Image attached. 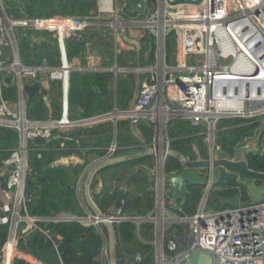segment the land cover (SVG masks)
I'll return each mask as SVG.
<instances>
[{
  "label": "built area",
  "instance_id": "2783aa9c",
  "mask_svg": "<svg viewBox=\"0 0 264 264\" xmlns=\"http://www.w3.org/2000/svg\"><path fill=\"white\" fill-rule=\"evenodd\" d=\"M96 2L98 8L92 14L32 16L23 8L25 0H0V128L17 136L16 146L3 156L0 164V183L3 184L0 187V226L8 229L0 245V264H14L19 252L29 253L25 249L36 231L42 233L56 251L58 245L48 226L56 223L93 227L102 240L98 256L101 257L100 264H106L111 256V244L114 247L116 242L114 226L126 221L134 222L137 228L140 223L149 222L154 226L152 233L155 234L158 227L161 229L157 240L149 242L155 246L152 264H188L186 255L192 251L208 253L212 264H264V198L252 204L244 188L237 183L234 185L225 179L220 183V179L214 184V171L209 167L199 172L206 175L200 204L194 214L187 216L180 214V207L167 204L171 186L166 181L168 174L179 172H168L166 167L172 158L169 151L173 150L169 130L180 119L187 120L198 131L202 130L196 135L205 134V142H208L205 157L211 159L218 122L252 117L249 123H259L254 135L263 125L258 150L252 155L264 157V0H202L198 4L176 5L168 4L166 0H154L150 4L148 0ZM115 20L120 23L115 29L121 25L140 29L138 35H128L124 28L120 34L115 30L114 40L123 36L125 41L137 45L139 41L147 42L146 65L119 66L114 62L111 66H102L101 56L91 49V45L98 28L113 27ZM43 34H50L54 39L60 54L59 64L50 65L45 59L38 65L24 64L20 54L22 38L30 35L38 37L39 41ZM84 34L90 35L91 39L86 41L85 52L81 54L83 63L71 61L64 41ZM153 41L157 48L156 45L153 47ZM4 46L9 47V55L1 53ZM151 53L153 62H149ZM74 71L113 73L115 78L121 73H136L139 78L131 106L115 107L110 112L87 118H71L65 108L57 119L29 118L23 87L39 82L37 94L49 107L53 83L67 86ZM8 85L17 90L14 103L3 97V89ZM227 102L238 103L240 107ZM123 119L129 120L133 127L148 124L153 130L151 141L120 147L114 131L104 153L89 162L77 177L75 193L81 214L62 211L51 216L36 215L30 204L32 194L28 193L32 184L39 187L33 161L43 159L42 153L53 140H61L60 150L66 149L65 142L78 144V139L61 136L59 131L104 121H111L115 127ZM132 148L151 152V156H147L150 158L147 169L152 181L135 193L140 198L150 195L153 199L152 210L146 216H129L121 206L102 210L91 198L90 191L87 194L85 191L86 173L89 175L99 166L124 157L119 156L121 151ZM33 150L37 151L34 158L30 156ZM116 182H112L115 184L109 193L115 190L126 195L136 191ZM223 190L238 193V206L221 210L208 208V195ZM244 193L247 201L242 199ZM123 202L121 199V205ZM161 222L166 225L159 226ZM177 226L184 227L186 233H174ZM109 228L113 232L112 240ZM177 236L192 241L188 243ZM181 246L182 251H178ZM147 256L146 247L136 246L128 256V263L142 264ZM109 264H117L116 258Z\"/></svg>",
  "mask_w": 264,
  "mask_h": 264
},
{
  "label": "trees",
  "instance_id": "16d2710c",
  "mask_svg": "<svg viewBox=\"0 0 264 264\" xmlns=\"http://www.w3.org/2000/svg\"><path fill=\"white\" fill-rule=\"evenodd\" d=\"M87 14V13H86ZM46 41V40H44ZM47 42V41H46ZM46 42H43L39 48H36L38 52H40L39 60L42 57L46 58V61L50 65H58L60 62L59 54L57 53L56 48H49ZM53 41H49L48 44ZM55 43V42H54ZM35 49V50H36ZM106 75L103 74H95L94 76L81 74V77H78L77 79L82 80L81 83L84 85L82 89L75 88L73 85L70 87V99L75 102H77L79 106L84 107V115H89L85 117H90L95 114H93V111L96 110L97 105L92 102V85H100L103 81V77ZM75 79V82L77 81ZM74 82V79L71 76L70 84ZM54 84V83H53ZM60 84V83H59ZM119 87H125L126 84L124 82L118 83ZM124 89V88H123ZM127 92V90L125 89ZM124 92V91H123ZM94 96V94H93ZM3 97L8 102H15L16 101V91L13 85H8L3 89ZM88 100V101H87ZM46 107L42 100L40 99V96L36 95L34 98L28 102V105L26 106V113L27 116L31 119H38L42 120L45 119ZM97 115V114H96ZM80 118V117H79ZM240 121V122H239ZM252 121V120H251ZM223 122H227L229 125H232L233 127H230L227 130H223L222 127H224ZM243 120L240 119H233V120H220L218 122V140L216 141L217 144L222 146V148L226 151H233L234 147L242 143L245 139L249 137H253L255 133V129L257 128L259 123H248L244 124ZM113 128V130H112ZM103 129V133L108 132L111 136H113V131L116 132V139L117 143L120 147L131 144L135 139L138 138V136H144L143 139L145 142H138V143H148L151 141L153 136V130L152 128L145 123H140L137 126H132L129 120L123 119L118 121L116 126L114 127L111 121H104L96 124H92L89 126H81L76 127L72 129H68L66 131H59L61 136H72L74 138H78L81 140V138H84L85 136H88V134H99L100 131ZM222 129V130H221ZM197 129L195 127H192L187 120H177L174 122V124L171 126L169 130V136H175L176 138H173L174 141H172V146L175 150L180 151L185 156H188L189 158L194 157V152L191 149V143L193 142L194 145L197 147L200 153H203L206 155V151L201 148L200 145H197L196 139L199 138V135H196ZM230 135V138L226 136L227 133ZM179 138V140H177ZM1 139V138H0ZM14 139V138H13ZM15 141V140H14ZM102 141L105 143L107 140L102 138ZM108 140L105 143V146H108L109 144ZM61 140H53L48 145L49 149L51 150L55 145L59 146V143ZM80 145H85V143L81 140ZM103 143V144H104ZM70 144L69 142H65V146ZM74 144V142L72 143ZM135 144V143H134ZM75 145V144H74ZM130 146V145H129ZM47 151V149H46ZM48 155H45V152H43V159L40 161V163L36 166V172L38 180L37 185L39 187L31 186L28 187V193L32 194L30 204L32 207L33 212L36 215H56L59 212L66 211L71 212L73 214H81L80 208L77 206V202L71 196L72 191H66L64 190V185H72L73 187V181L78 177L79 169L76 167L72 170L73 177H69L67 174V171L65 169H50L45 167V163H47V159L49 160L51 158V151H49ZM68 152V151H67ZM67 152H63L62 154H66ZM45 155V156H44ZM143 159V158H141ZM249 166L256 170H263L264 171V157H256L254 155H249L247 157ZM180 164L175 158H170V162L166 167V170L173 171V170H180ZM56 175V179H54L52 176ZM44 176V179L41 181V178ZM45 178H50V181ZM227 180V182L231 184H236L234 181V177L230 175H224L221 178V182L223 180ZM69 193V197L63 198L64 192ZM203 187L200 185H191L188 188V195L187 199L184 205L180 206L181 212L180 214L191 216L195 213L200 197L202 194ZM135 192H130L126 195H122V199L125 203V207L122 208V211L124 213L127 212L128 207L133 203L131 202V196L135 194ZM117 193V191L113 190L111 193L107 194L105 193L103 196H101V199L107 201V204H111L114 201V195ZM235 191L233 190H223V191H214L213 195L220 194L224 196H230L233 195ZM137 195V194H135ZM138 197V196H137ZM248 198V197H246ZM99 199V200H101ZM101 202V201H99ZM104 202L101 203V209L106 210V208L103 209ZM140 204V203H139ZM106 205V204H105ZM104 205V207H105ZM144 205V203H143ZM109 206V207H110ZM108 207V208H109ZM107 208V209H108ZM126 211V212H125ZM132 222H122L114 226V233L116 236V239L118 240L116 242V246L127 244L130 242L132 235ZM52 232L54 233V240L56 241L58 247L57 250L53 249L52 244L49 241H46L42 233L36 231L33 233L30 237V242L25 250H28L30 254L38 258L39 260L45 261L47 264H98V256L100 247L102 244L101 237L97 234L95 229L93 227H90L88 231H83V227L78 223H56V224H49L48 225ZM3 226H0V244L5 239V230H3ZM186 233V230L184 227L177 226L174 229V233ZM173 233V234H174ZM172 238L175 239V237L172 235ZM137 245V244H134ZM141 246V245H139ZM143 246V245H142ZM145 247V246H143ZM146 249L152 256V249L148 245H146ZM55 255V261L54 262L50 255ZM116 263L117 264H129V261H126V257L124 255H121L119 248L117 247V254L115 255ZM150 257L149 259H151ZM152 261V260H151ZM149 261V263H151ZM14 264H29L25 260L21 258L19 255L14 260ZM145 264V263H143Z\"/></svg>",
  "mask_w": 264,
  "mask_h": 264
},
{
  "label": "crops",
  "instance_id": "0c3cea01",
  "mask_svg": "<svg viewBox=\"0 0 264 264\" xmlns=\"http://www.w3.org/2000/svg\"><path fill=\"white\" fill-rule=\"evenodd\" d=\"M26 4L23 5V8H25L26 11H28L27 13H30V15L32 16H63V15H75V14H92L95 13L97 11L98 5L96 0H25ZM119 3V2H118ZM38 37L35 36H28V37H23L21 40L22 46L23 48L27 51V50H35L36 48H39V46L43 43L46 42L47 45L49 46V48H56L57 53L59 54V51L57 49L56 44L54 43V39L52 38V36L50 34H43L40 36V40L38 41L37 39ZM102 39V44L107 43L106 39L103 37ZM46 40V41H44ZM49 41H53L51 42V44L48 42ZM147 41V40H146ZM20 43V44H21ZM65 43V49H66V54L68 56V58L71 61H77L80 63H83V59L81 57V54L83 52H85L86 49V45L84 43H78L74 40L67 39L66 41H64ZM154 43V41H153ZM127 47L130 49V54L129 56H127V60L125 61L126 57H122V55H120L122 58H120V61H122L125 64H128L129 66H133V67H137L138 65L144 66L146 65L148 62V60L146 58V48L148 43L144 42L142 43V41H139L138 45L134 44V43H130L127 42ZM154 47V44H152ZM115 47V45H114ZM111 53V51H110ZM99 55V54H98ZM118 55L117 52V48L115 47V51L112 55V59H114L117 63V60H119V58L116 56ZM39 56H40V52H39ZM60 56V54H59ZM101 58L102 55H100ZM104 56H107V53L104 54ZM119 56V55H118ZM149 62H153L154 59V55L153 53H151L149 55ZM46 58L42 57L40 59L43 60ZM146 61V62H145ZM86 72H82V71H74L71 73L70 75V80H71V76L74 79V82L72 84H70V81L68 82V85L63 87L61 84L59 83H54L52 85V101H51V105L49 107H46V111H45V117H52V119H57L61 116L63 109L65 108L69 114V116L71 118H76V117H80V118H87L85 116H89V115H84V107L76 105L78 104L77 102H75V100L72 102L70 99V87L73 85L75 88L78 89H82L83 88V84L81 83L82 80L77 79L78 77H81V74H85ZM97 74V73H96ZM111 74L114 79H113V83L115 84V76L113 73H105L103 75H108ZM87 75V74H85ZM132 75V76H131ZM129 74V79L126 81H123L126 86L125 87H119V85L116 86V92L114 93V97L111 99L110 97V91L112 89V87L114 88L115 85H110L109 82L103 77V81L101 82V86L100 85H92V97L91 100L93 103H95V105H97V109L91 110L93 111V114H99V113H104V112H110L112 111L115 107L120 108V109H125L131 106L135 94H136V90H137V81L139 78V75H137L136 73L133 74ZM94 76V75H91ZM75 79H77V81L75 82ZM117 84V83H116ZM133 84V85H132ZM71 85V86H70ZM15 88V87H14ZM125 89L127 90V92L125 91ZM16 91V96H17V90L15 88ZM124 91V92H123ZM25 96L24 98H27L26 93H24ZM94 94V96H93ZM38 96H40L39 94H36ZM35 95V96H36ZM27 100V99H26ZM31 100H27L26 101V106L28 105V102ZM88 101V100H87ZM94 116V115H93ZM92 117V116H90ZM223 128V127H222ZM2 129V128H0ZM113 130V128H112ZM226 130V129H225ZM100 133L95 135V134H88V136H85L84 138H81V140L85 143V145H80L81 140L78 138V144L74 145L72 144L73 142H69L70 144H68L67 146H65V152H67L66 154L61 153L59 146L55 145L51 150L48 148L47 149V153H45V155L48 153H50L49 151H51L52 155L51 158L48 160L47 159V163H45L50 169L56 170V166L59 164H62V166H65L67 168L70 169H65L67 172H72V170L74 168H76L77 166L75 165V163L80 164L81 166L83 163V158H81V156H77L75 152L81 151L79 148H84L85 151L88 152V154L90 152H94L96 150H105V148L107 146H105V143L110 140V136L112 131L110 132V134L108 132L103 133V129L99 130ZM115 131V130H114ZM113 131V132H114ZM10 131H5L4 129L0 130V148H4L3 150L0 151V164L2 163V159L3 156H5L6 154H9L10 152H12L13 148L16 146L17 140L13 139L12 136H10L11 134L9 133ZM15 135V134H14ZM113 135V134H112ZM144 137V136H143ZM142 136H138L137 139H135L137 142H135L134 140L132 141L131 144L129 145H134L137 144L138 142H145V140L143 139ZM102 138L106 139L107 141L102 145ZM15 140V141H14ZM60 145V143H59ZM127 145V146H129ZM124 147V146H122ZM121 153H123V151H121ZM44 155V156H45ZM125 156V155H123ZM32 158H34V155H31ZM149 157H145L143 159L141 158H136L133 161H130L132 159L129 160H124V161H118L115 163H112L110 165H104L103 167H101L98 172L96 173V177L93 179L91 185H89V189L88 191H90L91 194V198L94 199L93 197H96L98 200L101 199V196H103L106 192L107 194H109L108 191H110V185L114 186L115 183L112 182H116V183H122L125 184L127 186H130L131 188H134V191H139L141 190L146 184L151 183L152 179L148 178L147 175V161L149 160ZM33 164V163H32ZM39 163L37 162V164H35L36 166ZM34 165V166H35ZM1 167V166H0ZM78 168V167H77ZM2 171V170H1ZM150 172V171H149ZM1 173V172H0ZM73 177V176H72ZM1 180V179H0ZM116 180V181H113ZM76 181L77 178L73 181V187H71L72 185H64V190L69 191L72 188L71 192V196H73V198L75 199V201L77 202V206H78V201H77V196L75 193V185H76ZM3 184L2 182L0 183V187H2ZM87 187V186H86ZM91 187V188H90ZM64 192L63 198L69 197V193ZM86 191V190H85ZM87 193V191H86ZM94 195V196H93ZM115 199L113 201V203L111 204V206L113 208H119L120 206L123 208L125 207V203L123 202V204L118 206L117 205V201L121 200L122 195L119 191H117V193H115L114 195ZM131 197V202H133L130 207H128L126 214L129 216H133V217H139V216H146L150 213V211L152 210L153 207V199L152 197H150V195H146L143 198L137 197L135 194L130 195ZM213 197V195H211ZM94 199V200H97ZM102 200V199H101ZM116 200V201H115ZM100 201V200H99ZM140 203V204H139ZM144 203V205H143ZM110 206V204L105 205L104 208H108ZM79 208V207H78ZM81 209H79L80 211ZM126 222H132V221H126ZM132 235H131V239L129 240L130 242H128L127 244H123V245H117L115 244V249L113 251L114 256L117 254V247L120 250L121 255H124V257H126V261H129V257L130 254H132L134 252V250L136 249V246L139 245H143L146 247V245H148L149 247H151L152 249V256L150 254V251L148 252V256L145 259V261L143 263L145 264H152L153 260H154V252H155V246L153 244H149V242L156 241L158 236L160 234L161 229L158 227L156 229L155 233H152V229H154V226L149 223H140L139 228H137L136 224L134 222H132ZM162 225L163 227L166 225L165 222H161L159 223V226ZM3 226V230H5V233L7 235L8 229L6 226ZM105 233L108 234V230L105 228L104 229ZM5 235V237H6ZM134 236L137 240L134 241ZM141 238V240H140ZM118 241V240H117ZM3 242V241H2ZM1 242V244H2ZM143 242H148V243H143ZM0 244V245H1ZM137 244V245H134ZM21 258L23 260H25L26 262H28L29 264H47L45 261L43 260H39L38 258H36L35 256H33L30 253L21 251L18 253ZM112 254V252H111ZM18 255V256H19ZM52 258V260L54 262L55 261V255L52 254L50 255ZM112 255L110 256V260ZM150 257H152L151 259H149ZM109 261H106V264H109ZM152 260V261H151ZM149 261H151V263H149ZM142 263V264H143ZM98 264H100V261L98 262Z\"/></svg>",
  "mask_w": 264,
  "mask_h": 264
},
{
  "label": "water",
  "instance_id": "95a60500",
  "mask_svg": "<svg viewBox=\"0 0 264 264\" xmlns=\"http://www.w3.org/2000/svg\"><path fill=\"white\" fill-rule=\"evenodd\" d=\"M154 0H148V3H152ZM170 5L176 4H198L202 0H166ZM72 40L78 43H84L91 39L90 35H74L71 37ZM3 55H9L10 49L8 46H4L1 49ZM6 82H10L9 78H5ZM40 90V83L34 82L31 85H25L23 87L24 93H26V99L32 100L34 96ZM263 125L256 132V134L243 142L240 145L234 147L232 152L226 151L219 144H215L213 147V155L211 159L203 157L194 143H191V149L194 152L193 158H187L183 153L177 150H170L169 155L175 157L180 164V170L175 174H168L166 176V181L171 186L170 197L167 204L171 207H180L185 204L188 188L191 185L204 186L206 181V175L199 173L200 171H205L207 168L212 167L214 171V184L217 183L224 175H230L234 177L235 183L240 185L246 191L249 197V202L254 204L264 198V171L256 170L249 166L247 157L257 152L259 141L262 137ZM212 148V145H211ZM151 156L150 151H143L138 154L131 156H124L119 159L110 161L104 165H110L118 161H124L129 159L143 158ZM37 164V161H33V165ZM104 165L99 166L94 169L87 180L86 191L88 193L90 181L92 176ZM150 163L147 162L146 167H149ZM148 178L151 179V174L149 170L147 171ZM86 193V194H87ZM207 197V194H206ZM210 197V195H208ZM238 193H234L230 196H224L220 194L213 195L214 200L220 204L223 208L237 207L238 206ZM117 205H120V200L117 201ZM88 227H84L83 231H88ZM110 229L111 240L113 238V232ZM179 239L186 240L191 243V239H186L181 236H177ZM112 249V261L114 263L115 256ZM186 260L188 264H212V258L208 253L201 251H192L186 255Z\"/></svg>",
  "mask_w": 264,
  "mask_h": 264
},
{
  "label": "rangeland",
  "instance_id": "374dc122",
  "mask_svg": "<svg viewBox=\"0 0 264 264\" xmlns=\"http://www.w3.org/2000/svg\"><path fill=\"white\" fill-rule=\"evenodd\" d=\"M75 15H85V14L82 13V14H75ZM109 20H110V23H111L112 22L111 16H110ZM141 21H143V20H141ZM122 26H125V27H122ZM130 26L131 25H129V26L128 25H121V27L118 26L116 29L113 28V27H110V26H102V27L98 28L99 30H98V32H96L97 35L95 37L94 43L91 45V47H92L91 49L95 50V52L98 53L99 55H102V57H103L102 58V63H101L102 66H111V65H113V63H114L115 60L112 59L113 58L112 55H113V53L115 51V47L117 48V52H118V55H119V56L116 55L119 58V60H117V65H119V66H129L128 64H125L122 61H120V58H122V57L123 58L126 57L124 62H126V60L129 58V57L127 58V56H129V54H130V49L127 47L126 41L122 38L123 36H119L117 38V40H114V37H115V30H117L118 33L120 34L121 33L120 31H121L122 28L125 29V31L127 32L128 35H138L139 33H141L140 29H138V31L137 30H133L131 28L132 26L131 27ZM141 26H142V23H141ZM103 35H104V38L107 41V43H105V44H102V39L101 38L103 37ZM152 44H154V43H152ZM114 45H115V47H114ZM155 45H156V48H157V44H155ZM155 45H154V47H155ZM170 50H172V49H170ZM110 51H111V53H110ZM106 53H107V56H104V54H106ZM20 54H21V59H22L23 63L26 64V65H38L40 63V60H39V52H38L37 49L34 50V51L33 50H27L26 51L23 48L22 43H21L20 44ZM120 55H122V57ZM85 74L91 76V75H95L96 73H94L92 71H88ZM104 78L109 82L110 85H113L114 84L113 83L114 77L111 74H108V75L104 76ZM128 79H129V75L128 74H125V73L118 74L117 78H115V81H114L115 82V84H114L115 87L114 88L112 87V89L110 91L111 94H110V97L109 98L112 99L114 97V93L116 92V86L118 85V83L123 82L125 80L127 81ZM240 120H243L244 121L243 122L244 124H248L251 120H253V118L252 117H243ZM223 124H224L223 130L224 129L227 130V128L229 129L230 127H233L232 125H229L227 122H223ZM218 127H220V125H218L217 128ZM0 130H2V129H0ZM5 131H8V130H5ZM200 132H202V130L197 131L196 134H198ZM9 133L11 134L10 136H12L14 139H16L17 136L14 135L15 134L14 132L10 131ZM218 134H219V132L217 133V135L215 137V143H216V141L219 138ZM204 135L205 134H201V135L199 134V138L196 139V143H197V145H200L202 149L205 150L207 148V143L208 142L207 141L205 142V137L206 136L204 137ZM226 136H228L230 138V135L228 133L226 134ZM173 138H176V137L175 136H171V135L169 136V139H171L172 141H174ZM177 140H179V138H177ZM103 143L104 142L102 141V145H103ZM173 150H175L174 147H173ZM36 152H37L36 150L30 151V156L31 155H34V154H37ZM44 152L47 153L46 150ZM63 152H65V150L64 151H61V153H63ZM75 153H76L77 156H79V157L81 156V158H83V163H82L83 166H81L78 163H75V165L79 169V174H78V176H79L80 174L83 173V171L85 170V167L89 164V162H92L96 158L100 157L104 153V151L103 150H96L94 152H90L89 154H88L87 151H82V152L78 151V152H75ZM138 153H140V150H135L134 148H132L130 150H126L123 153L119 154V156H122V155L131 156V155L138 154ZM42 155H43V153H42ZM143 158H145V157H143ZM133 160H135V159H132L130 161H133ZM37 162L40 163V161H37ZM46 167H48V166L45 165L44 171H45ZM60 168L61 169H70V168H67L65 166H62V164H59V165L56 166V169H60ZM0 172H1V167H0ZM96 173L92 176V180L90 182H92L93 181V178L96 177V175H97ZM67 174H68L69 177H72L73 176V173L72 172H67ZM87 174L88 173H86L84 175V180H86V179L88 180V176L90 174L89 175H87ZM52 177L54 179H56V175H53ZM43 179H44V176L41 178V181ZM45 179H48V178H45ZM48 181L51 182L50 181V178L48 179ZM111 187L112 186L110 185L109 188H111ZM202 187L204 188V186H202ZM246 197L247 196L244 193V197L242 199L245 200V201H247L248 198H246ZM93 198L94 199H97L96 197H93ZM200 199H201V197H200ZM94 201L100 207H101V203L102 202H104V204L102 206H104L106 204V202H107L104 199H103V201L100 200L101 202H99L98 199L97 200H94ZM199 204H200V201H199ZM208 208H212L214 210H221V209H223V207L220 206V204L217 203L212 196L208 200ZM31 209H32V207H31ZM143 223H146V222H143ZM134 241L137 242L135 236H134ZM116 242H117V239H116ZM116 242H115V244H116ZM184 246L185 245H183V247ZM183 247L181 246L178 249V251H182ZM114 249H115V246L113 247V251H114ZM100 260H101V257L98 258V262Z\"/></svg>",
  "mask_w": 264,
  "mask_h": 264
},
{
  "label": "bare ground",
  "instance_id": "6f19581e",
  "mask_svg": "<svg viewBox=\"0 0 264 264\" xmlns=\"http://www.w3.org/2000/svg\"><path fill=\"white\" fill-rule=\"evenodd\" d=\"M119 24L120 23L117 20H115L114 23H113V27L115 28ZM226 104L232 105L234 107H240V105L238 103L227 102Z\"/></svg>",
  "mask_w": 264,
  "mask_h": 264
},
{
  "label": "flooded vegetation",
  "instance_id": "af4514ba",
  "mask_svg": "<svg viewBox=\"0 0 264 264\" xmlns=\"http://www.w3.org/2000/svg\"><path fill=\"white\" fill-rule=\"evenodd\" d=\"M229 152H232V151H229ZM201 155L203 156V157H205L206 155L205 154H203V153H201ZM173 157V156H172ZM173 158H175V157H173ZM177 160V159H176Z\"/></svg>",
  "mask_w": 264,
  "mask_h": 264
},
{
  "label": "clouds",
  "instance_id": "9594fccd",
  "mask_svg": "<svg viewBox=\"0 0 264 264\" xmlns=\"http://www.w3.org/2000/svg\"><path fill=\"white\" fill-rule=\"evenodd\" d=\"M211 195H213V193H212V194H210V197H211Z\"/></svg>",
  "mask_w": 264,
  "mask_h": 264
}]
</instances>
